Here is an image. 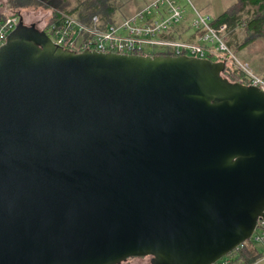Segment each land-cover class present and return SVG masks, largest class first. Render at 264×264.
I'll list each match as a JSON object with an SVG mask.
<instances>
[{"label":"water","instance_id":"water-1","mask_svg":"<svg viewBox=\"0 0 264 264\" xmlns=\"http://www.w3.org/2000/svg\"><path fill=\"white\" fill-rule=\"evenodd\" d=\"M225 61L0 48V264H215L264 218V92Z\"/></svg>","mask_w":264,"mask_h":264},{"label":"built area","instance_id":"built-area-1","mask_svg":"<svg viewBox=\"0 0 264 264\" xmlns=\"http://www.w3.org/2000/svg\"><path fill=\"white\" fill-rule=\"evenodd\" d=\"M187 3L191 1L153 0L122 21L108 23L97 15L85 23L76 16L65 14L59 24L51 26L48 35L55 45L75 52L187 55L211 60L214 56V61L224 60L241 72L248 80V86H256L264 92V76L258 74L249 63L240 60L229 46L227 25L215 26L213 18L193 6L189 15ZM17 25V17L0 19V48ZM182 25L196 33L198 41L183 38L180 34ZM251 239L264 244V218L259 219ZM261 261H264V254L257 262Z\"/></svg>","mask_w":264,"mask_h":264},{"label":"trees","instance_id":"trees-1","mask_svg":"<svg viewBox=\"0 0 264 264\" xmlns=\"http://www.w3.org/2000/svg\"><path fill=\"white\" fill-rule=\"evenodd\" d=\"M5 2L7 7L18 15H20L19 10L30 8L49 10L50 17L45 26L40 29L47 34H49L48 31L51 26L59 24L65 14L76 16L85 23H89L97 15L108 23L115 20L114 16L119 8V3L116 0H5ZM8 17L7 14H0V19ZM19 17L22 22L21 15ZM213 24L215 26L226 24L230 33L237 27L244 28L246 37L242 41L228 37L229 46L238 54L243 48L260 40V38L264 40V0H237L228 10L214 18ZM222 75L232 82L248 83L245 76L229 64H226V69ZM248 241H252V239ZM246 242L215 264L256 263L264 253L260 252L256 246L254 250H250Z\"/></svg>","mask_w":264,"mask_h":264},{"label":"rangeland","instance_id":"rangeland-1","mask_svg":"<svg viewBox=\"0 0 264 264\" xmlns=\"http://www.w3.org/2000/svg\"><path fill=\"white\" fill-rule=\"evenodd\" d=\"M124 2L128 0H122ZM191 3H187V10L188 14L190 15L192 11V6L197 8L201 13L210 16L211 18H216L221 13L228 10L231 6H233L237 0H190ZM151 0H136V5L130 9L129 14L121 13L117 11L114 18L116 21H122L124 18L131 16L134 14L136 10L144 8L147 4H149ZM139 8V9H138ZM19 14L22 17H19L17 13H13L12 10L7 7L5 0L0 1V14L4 13L7 14L9 17H17L18 24L21 22L24 26L27 27H35L40 31L47 22L50 17V11L45 9H24L19 10ZM184 28V25H182ZM227 40L228 37L235 38V40L242 41L246 37V33L243 27H237L235 30L227 31L226 33ZM240 60L247 62L251 65V67L261 76H264V40H257L254 43L246 46L243 48L238 54ZM213 60H216L214 56L211 57ZM247 247L250 250H254L256 247L257 249L264 253V244L262 243H255L252 241L246 242ZM254 243V244H253ZM256 246V247H255ZM152 256L146 257H131L130 259L122 262L121 264H152L153 262ZM260 264H264V261L260 262Z\"/></svg>","mask_w":264,"mask_h":264},{"label":"crops","instance_id":"crops-1","mask_svg":"<svg viewBox=\"0 0 264 264\" xmlns=\"http://www.w3.org/2000/svg\"><path fill=\"white\" fill-rule=\"evenodd\" d=\"M116 1L119 3V5H118L119 8H118L117 11L121 10V13L123 12L124 14H126V13L129 14L130 13V9L136 5L135 4L136 0H128L126 2H124L122 0H116ZM152 1L153 0H151V2ZM117 11H116V13H117ZM180 34H181V36L183 38H186V39H189V40H192V41H198L196 33H194L188 26L187 27L184 26V28H181L180 29ZM254 264H260V262H256Z\"/></svg>","mask_w":264,"mask_h":264}]
</instances>
